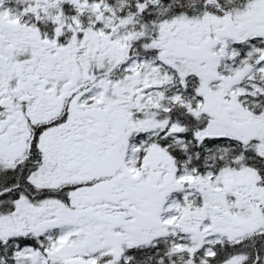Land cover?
I'll use <instances>...</instances> for the list:
<instances>
[{"label":"snow or ice","instance_id":"snow-or-ice-1","mask_svg":"<svg viewBox=\"0 0 264 264\" xmlns=\"http://www.w3.org/2000/svg\"><path fill=\"white\" fill-rule=\"evenodd\" d=\"M0 264H264V0H0Z\"/></svg>","mask_w":264,"mask_h":264}]
</instances>
